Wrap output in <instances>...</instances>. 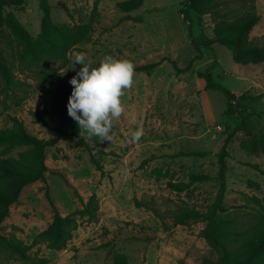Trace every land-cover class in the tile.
Wrapping results in <instances>:
<instances>
[{
	"label": "rangeland",
	"instance_id": "obj_1",
	"mask_svg": "<svg viewBox=\"0 0 264 264\" xmlns=\"http://www.w3.org/2000/svg\"><path fill=\"white\" fill-rule=\"evenodd\" d=\"M46 1L51 19L58 26L86 22L93 7L91 0ZM122 1L126 0H100L88 39L70 53L67 67L56 72L50 88L40 85L32 69L20 67V49L8 31L2 32L0 47L23 84L17 94L27 95V99L14 106L11 96L2 92L0 80V130L10 128V118L16 117L23 121L29 134L50 140L51 131L35 124L30 113L46 109L55 114L54 94L65 93L69 98V81L82 66L76 65L75 71L72 68L81 53L93 67L111 55L136 66L168 57L184 69L193 61L191 70L179 74L165 61L149 76L135 72L132 87L121 98L125 111L113 121L112 141L101 142L81 130L86 146L67 137L49 148L45 180L24 188L2 225L3 233H14L30 245L52 220L48 197L66 216L81 208L74 191L85 201L96 194L100 205L96 222L81 223L62 251H50L44 245L33 251L38 250L48 264H114L117 255H124L127 264H202L205 259L216 258V252L200 236L205 223L173 225L169 215L177 205L184 204L204 213L214 202L219 188L216 155L238 118L225 114L224 94L205 90L200 74L210 69L215 83L238 96L261 95L245 104V111L252 114L249 124L259 134L264 133V64L242 66L233 61L225 47L217 43L205 47L213 38L211 17L191 12L189 21L183 20L180 13L184 0H143L142 6L129 14L132 20L120 22L125 14L117 3ZM12 12L37 38L41 0H26L21 10ZM255 12L260 20L251 37L264 43V0H256ZM137 17L141 21H135ZM192 42L199 45V52ZM196 56L200 58L194 60ZM54 119L58 120V115ZM139 130L142 135L134 139ZM242 137L234 135L227 146L223 202L226 208L241 205L244 193L264 198V175L247 166L259 165L264 170V150L258 155L244 153L239 147ZM26 149L18 148L11 156ZM192 152L207 154L186 156ZM91 155L102 165V172L93 166ZM197 174L207 175L209 180L193 184L181 193L168 187L169 183L187 184L190 176Z\"/></svg>",
	"mask_w": 264,
	"mask_h": 264
},
{
	"label": "trees",
	"instance_id": "obj_2",
	"mask_svg": "<svg viewBox=\"0 0 264 264\" xmlns=\"http://www.w3.org/2000/svg\"><path fill=\"white\" fill-rule=\"evenodd\" d=\"M91 1L93 7L86 22L72 26H58L51 19L47 1L41 0V29L38 37L33 38L12 12V10H21L26 0H0V38L4 30L8 31L20 49L18 55L20 67L25 70L32 69L44 88L52 87L56 72L67 67L70 53L88 39L97 20L100 3V0ZM142 3L143 0H126L117 3V7L125 14L120 22L132 20L129 14L138 10ZM182 4L183 10L180 14L187 22L191 12L211 17L213 38L204 44L205 47L209 48L212 43L225 47L230 51L233 61L242 66L264 64V43L251 37L254 27L260 20L255 12L256 0H184ZM134 20L141 21V18L137 17ZM192 44L199 52V45L194 42ZM199 58L196 56L194 60ZM165 61L171 63L179 74L190 71L193 64L191 61L184 69H180L174 60L164 57L158 62L135 65V72L149 76ZM12 71L0 47L2 92L6 97L11 96V103L17 107L27 99V95L19 97L17 94L23 84ZM211 75L210 69L200 74V78L205 81V90L222 92L226 98L225 114L235 115L238 118V124L216 155L219 188L214 202L204 213L184 204L177 205L174 211L169 212V216L173 225L205 223L200 236L216 252V258L205 259L202 264H264V198L244 193L241 205L226 208L223 204L226 192L227 146L233 136L242 134L243 139L239 142V147L248 155H258L264 150V133H255L249 124L252 114L245 111V104L256 101L261 95L248 96L244 93L238 96L215 83ZM53 102L57 106L55 114L46 109L30 113L35 124L51 131L50 140L29 134L23 121L16 117L10 118L12 123L10 128L0 130V264H4L3 261L48 264V259L40 257L38 250L33 251L34 248L44 245L47 250L62 251L72 241L81 223H94L99 216L100 205L97 195L92 194L85 201L74 191L81 208L66 216L60 214L53 200L48 197L53 210L52 220L37 234L30 245L25 244L14 233H3L2 225L9 218L11 207L19 201L24 188L45 180V174L49 171L46 165L47 150L67 137L76 138L86 146L80 136L81 130L67 114L68 95L55 93ZM55 115H58V120L54 119ZM23 147L27 149L18 153L16 157L11 156L14 150ZM206 154L192 152L187 153L186 156L204 157ZM90 159L96 170L102 172L103 167L100 162L93 155ZM247 166L264 175V170L259 165ZM208 180L207 175H191L189 183H169L168 187L181 193L193 184ZM250 184L257 186L255 183ZM113 260L114 264H127L124 255H117Z\"/></svg>",
	"mask_w": 264,
	"mask_h": 264
},
{
	"label": "clouds",
	"instance_id": "obj_3",
	"mask_svg": "<svg viewBox=\"0 0 264 264\" xmlns=\"http://www.w3.org/2000/svg\"><path fill=\"white\" fill-rule=\"evenodd\" d=\"M76 65L82 67L69 81L72 91L67 114L90 137H98L101 142L112 141L113 121L125 111L121 98L134 83L135 65L108 55L98 67H93L82 53L77 55L73 71ZM141 135L142 130L137 131L134 139Z\"/></svg>",
	"mask_w": 264,
	"mask_h": 264
}]
</instances>
